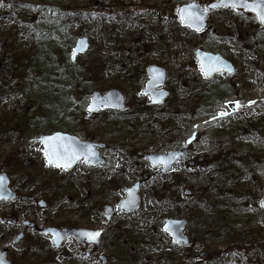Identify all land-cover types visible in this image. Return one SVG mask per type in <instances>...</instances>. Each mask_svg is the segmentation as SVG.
<instances>
[{
  "label": "rangeland",
  "instance_id": "374dc122",
  "mask_svg": "<svg viewBox=\"0 0 264 264\" xmlns=\"http://www.w3.org/2000/svg\"><path fill=\"white\" fill-rule=\"evenodd\" d=\"M214 1L0 2V174L16 194L0 202V250L11 264H264V208L254 209L264 199V28L233 8L208 10L201 32L181 26V5ZM78 37L89 48L71 62ZM197 50L219 54L234 72L205 78ZM149 65L166 72L169 96L159 105L143 94ZM43 78L46 86L24 90ZM111 89L124 110L89 116L91 93ZM55 131L102 144L104 163L48 166L36 139ZM170 151L184 156L166 173L146 158ZM136 182L137 210L119 212L122 190ZM166 220L186 221L188 246L172 243ZM48 227L99 231L98 246L70 238L55 250Z\"/></svg>",
  "mask_w": 264,
  "mask_h": 264
},
{
  "label": "water",
  "instance_id": "95a60500",
  "mask_svg": "<svg viewBox=\"0 0 264 264\" xmlns=\"http://www.w3.org/2000/svg\"><path fill=\"white\" fill-rule=\"evenodd\" d=\"M248 3H251L247 1ZM220 0L217 2L210 3L207 8L208 10L212 9H219V8H232V7H215L211 8V4H219ZM196 4L199 6V9H204L201 5L195 2H191L189 4H184L179 7V9H183L186 6ZM178 9V10H179ZM236 10H244L247 12H251L255 15L257 18L259 24L261 27H264V23H262L256 13L250 9L244 8V7H237L234 8ZM195 10V9H194ZM203 20L200 22L199 30H197L195 27H189L186 24L181 22L180 18V24L182 27H186L189 30L193 32H201L206 27V18H207V12H203ZM178 15L180 17V14L178 12ZM83 41V43H81ZM89 48L88 40L84 37H78L75 40L74 46L71 49L70 53V60L71 62H74L76 58L80 55H83L86 53V51ZM195 56L199 65V68L205 78H209L213 76L215 73L223 71L228 74H232L234 72V67L227 61H225L219 54H213L205 51L197 50L195 52ZM202 66L207 71V75H205V71H202ZM215 67L217 70H211L212 67ZM145 72L148 75V80L145 83V87L143 89V94L149 96L150 103L153 105H159L161 104L164 99H166L169 96V93L165 91L162 87L164 86L165 80H166V72L163 68L158 67L156 65H149L145 68ZM96 100V106L93 107L91 110H89V105L93 103V100ZM102 101H105L108 103V106H105L104 103H101ZM89 105L87 107L88 115H92L94 112L101 111L103 109L106 110H116L121 111L125 107L124 103V97L122 94L117 90H109L105 94L101 95L99 92H92ZM37 142H40L43 151L46 156V163L48 166H56L60 168L62 171L65 170H72L74 166L82 160L84 164L88 166H99L104 163V160L99 155V149L103 148L102 144H95L93 142L84 141L81 142L76 136L70 135L68 133L63 132H53L50 135H40L37 137ZM194 140V137L186 141V144L189 145ZM55 145H63L66 146L69 151L75 152L77 155H79V159H75L69 167L63 168L60 166H57L56 162L49 163V155H46V152L51 153L52 147ZM91 148V151L95 153V155H88V149ZM85 155H88V158L85 159ZM175 156L174 159H170V157ZM184 154L182 151H170L167 156L162 155H151L146 156L148 161L150 162L152 167L161 166V173H166L173 164L176 163L178 159L183 157ZM159 158H164L165 160H168L167 166H165L164 163L161 162ZM140 182L134 183L129 188H124L123 193L125 195V198L122 199L117 206V210L119 212L126 211L128 213L136 211L139 203H140V197H139V188ZM16 195L11 189L9 188V178L4 174H0V202L1 201H13L15 200ZM123 205V206H121ZM260 207L264 208V199L260 203ZM257 209L259 207H256ZM104 213L105 218L107 221H110V219L114 216V211L111 207L105 206L104 207ZM186 222L184 220H166L165 224L163 226V231L170 236V239L172 243L175 245H188L189 241L187 237L183 234V230L185 228ZM85 232H98L99 236L96 238L95 241H90L87 239V237L83 236L82 233ZM42 233L49 234L52 237V243L54 246V249H58L62 242L67 239L68 237H72L76 242L80 244H94L98 245L99 239H100V232L99 231H91L85 228L82 229H76V228H65L63 230H58L55 228H46L42 230ZM22 238V233H19L14 239L13 244L18 243L19 240ZM7 249H1L0 250V264H11L7 259Z\"/></svg>",
  "mask_w": 264,
  "mask_h": 264
},
{
  "label": "snow or ice",
  "instance_id": "6c2138e0",
  "mask_svg": "<svg viewBox=\"0 0 264 264\" xmlns=\"http://www.w3.org/2000/svg\"><path fill=\"white\" fill-rule=\"evenodd\" d=\"M2 2V0H0ZM244 7L247 9H250L254 11L258 17V19L264 23V0H252L251 3H248L247 0H220L219 4H211V8L215 7ZM195 9V10H194ZM208 8L199 9V6L196 4H192L189 6H186L183 9H179L178 12L180 14L181 22L186 24L189 27H195L197 30H199L200 22L203 20V12H207ZM83 43V41L81 42ZM211 70H217L214 66L211 68ZM202 71H205V69L202 66ZM205 75H207V71H205ZM101 103H104L105 106H108V103L105 101H102ZM96 106V100H93V103L89 105V110H91L93 107ZM221 115H224V113H221ZM46 155H49V163L56 162L57 166L67 168L70 166V164L75 160L79 159V155H77L75 152L69 151V149L66 146L63 145H55L52 147L51 153L46 152ZM88 155H95L91 151V148L88 149ZM88 155H85V159L88 158ZM175 156L173 155L170 157V159H174ZM162 163L167 166L168 160H165L164 158H159ZM123 206V205H121ZM83 236L87 237L90 241H95L96 238L99 236L98 232H85L82 233Z\"/></svg>",
  "mask_w": 264,
  "mask_h": 264
},
{
  "label": "trees",
  "instance_id": "16d2710c",
  "mask_svg": "<svg viewBox=\"0 0 264 264\" xmlns=\"http://www.w3.org/2000/svg\"><path fill=\"white\" fill-rule=\"evenodd\" d=\"M70 47H71V45L68 43V45L65 47L66 49H65V51L66 52H68L69 50H70ZM59 52L61 53V54H63V51L62 50H59ZM29 55L27 54L26 55V57H24V58H27ZM39 58H41V55L40 54H34V56H32L31 57V59L29 60V66H31V68L30 69H32V73H36L35 71V69H37L38 68V62L39 61H41ZM22 59V58H21ZM19 62H20V58L19 57H17L16 55L15 56H12V58H11V60H10V64H12L13 65V67H15V68H17V67H19L20 66V64H19ZM2 63V61H0V64ZM89 71V70H88ZM37 75H38V73H37ZM64 76H66L67 78H68V80H71L72 79V77H71V74L68 72V73H65V75ZM19 77H21V75L20 74H15V75H13V79H15V80H17ZM49 83V81H48V79H42L41 80V84H40V82H38V83H32V84H34L35 86H37V87H40V86H46V84H48ZM54 83H52V85H53ZM48 96V95H47ZM48 98H50V96H48V97H46L45 99H48ZM31 105L32 106H34V103H31ZM31 109H33V108H31ZM35 110H39V108H36L35 107ZM34 110V111H35ZM45 118H48L49 119V117H45ZM15 133L17 134L18 133V131H15Z\"/></svg>",
  "mask_w": 264,
  "mask_h": 264
},
{
  "label": "bare ground",
  "instance_id": "6f19581e",
  "mask_svg": "<svg viewBox=\"0 0 264 264\" xmlns=\"http://www.w3.org/2000/svg\"><path fill=\"white\" fill-rule=\"evenodd\" d=\"M37 86H35L34 84H31L29 87H25L24 90L27 92L33 91L36 89ZM212 120L209 119L207 121H203V122H198L197 124L194 125L195 131L198 132H204L206 131L207 126L210 124ZM88 142H93V141H88ZM95 143V142H93ZM98 144V143H95ZM186 222V221H185Z\"/></svg>",
  "mask_w": 264,
  "mask_h": 264
},
{
  "label": "flooded vegetation",
  "instance_id": "af4514ba",
  "mask_svg": "<svg viewBox=\"0 0 264 264\" xmlns=\"http://www.w3.org/2000/svg\"><path fill=\"white\" fill-rule=\"evenodd\" d=\"M247 1L252 2V0H247ZM209 4H210V3H209ZM209 4H208V5H209ZM208 5H207V6H208ZM207 6H206V7H207ZM234 10H235V9H234ZM243 11H244V10H243ZM111 90H112V89H111ZM123 97H124V96H123ZM124 102H125V100H124ZM124 108H125V107H124ZM123 110H124V109H123ZM121 111H122V110H121ZM45 135H48V134H45ZM71 135H72V134H71ZM73 136H75V135H73ZM77 138H78V137H77ZM78 139H79V138H78ZM79 140H80V139H79ZM80 141H81V140H80ZM81 142H84V141H81ZM122 191H123V190H122ZM117 206H118V205H117ZM256 207H259V206H255V207H254V209H255L256 211H257L258 209H260V207H259L258 209H257ZM103 211H104V208H103ZM104 214H105V213H104ZM14 222H15V221H14ZM48 228H54V227H48ZM65 228H74V227H65ZM65 228H63V229H65ZM55 229H58V228H55ZM79 229H82V228H79ZM58 230H61V229H58ZM20 233H22V232H20ZM22 237H23V233H22ZM70 238L73 239L72 237H68L67 239H70ZM67 239H65V240H67ZM65 240H64V241H65ZM73 240H74V239H73ZM19 241H20V240H19ZM64 241H63V242H64ZM74 241H75V240H74ZM63 242H62V243H63ZM75 242H76V241H75ZM76 243H78V242H76ZM78 244H79L81 247H83V248H84V247H87V246L90 245V244H86V243H84L83 245L80 244V243H78ZM61 245H62V244H61ZM95 246H98V245H95ZM59 248H60V247H59ZM59 248H58V249H59ZM58 249H55V250H58ZM63 257L67 258L68 255L66 254V255H64ZM102 260H103L102 264H104L105 261H104V259H102Z\"/></svg>",
  "mask_w": 264,
  "mask_h": 264
}]
</instances>
